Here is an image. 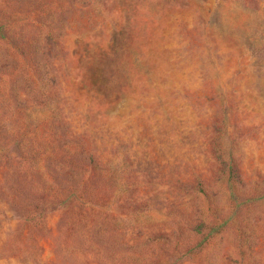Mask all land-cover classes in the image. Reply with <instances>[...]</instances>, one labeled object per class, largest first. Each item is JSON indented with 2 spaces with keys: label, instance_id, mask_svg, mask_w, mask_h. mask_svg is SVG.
Returning a JSON list of instances; mask_svg holds the SVG:
<instances>
[{
  "label": "rangeland",
  "instance_id": "1",
  "mask_svg": "<svg viewBox=\"0 0 264 264\" xmlns=\"http://www.w3.org/2000/svg\"><path fill=\"white\" fill-rule=\"evenodd\" d=\"M0 264H264V0H0Z\"/></svg>",
  "mask_w": 264,
  "mask_h": 264
}]
</instances>
